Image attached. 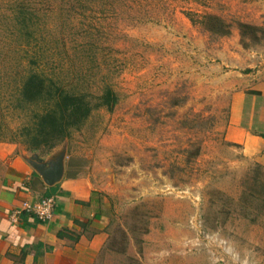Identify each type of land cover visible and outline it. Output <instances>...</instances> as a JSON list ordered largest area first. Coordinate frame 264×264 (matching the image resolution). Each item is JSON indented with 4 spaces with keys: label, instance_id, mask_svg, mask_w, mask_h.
<instances>
[{
    "label": "rangeland",
    "instance_id": "rangeland-1",
    "mask_svg": "<svg viewBox=\"0 0 264 264\" xmlns=\"http://www.w3.org/2000/svg\"><path fill=\"white\" fill-rule=\"evenodd\" d=\"M252 51L264 58L261 0H0V141L64 149L67 176L88 178L106 233L94 264H264V166L232 167L223 139L229 60ZM30 68L117 101L31 150Z\"/></svg>",
    "mask_w": 264,
    "mask_h": 264
},
{
    "label": "crops",
    "instance_id": "crops-1",
    "mask_svg": "<svg viewBox=\"0 0 264 264\" xmlns=\"http://www.w3.org/2000/svg\"><path fill=\"white\" fill-rule=\"evenodd\" d=\"M248 22L261 21L251 17ZM260 56L248 52V61L240 65L232 57L229 60V74L235 80L229 87L223 139L236 168L256 162L264 166V58ZM30 155L16 143L0 141V264H94L106 233L93 209L88 178L67 176L64 162L61 179L49 186L30 163ZM48 192L55 198L51 219L41 221L27 211L12 218L22 203H34Z\"/></svg>",
    "mask_w": 264,
    "mask_h": 264
},
{
    "label": "trees",
    "instance_id": "trees-1",
    "mask_svg": "<svg viewBox=\"0 0 264 264\" xmlns=\"http://www.w3.org/2000/svg\"><path fill=\"white\" fill-rule=\"evenodd\" d=\"M209 17L208 15L203 17L202 22L206 26L211 21L212 27L209 26L211 31L222 34L227 32L222 20L217 17L214 23L215 17L212 16L210 21ZM241 26L245 29H255L245 23ZM20 94L28 103L37 105L29 112V122L23 123L20 127L27 138H30L28 147L31 150L39 146L57 145L69 137L72 130L78 129L94 108L106 106L107 109H112L117 101V96L110 86H106L100 94L93 97L91 93L68 90L53 78L43 75L37 68L35 70L30 68L26 73ZM256 167L259 168L260 164ZM254 179H257V175ZM93 193L95 192L92 191ZM49 195L50 192L45 194Z\"/></svg>",
    "mask_w": 264,
    "mask_h": 264
},
{
    "label": "water",
    "instance_id": "water-1",
    "mask_svg": "<svg viewBox=\"0 0 264 264\" xmlns=\"http://www.w3.org/2000/svg\"><path fill=\"white\" fill-rule=\"evenodd\" d=\"M64 149H61L55 156L49 160H44L37 153H32L29 157L30 163L41 175L44 182L51 186L58 182L63 174Z\"/></svg>",
    "mask_w": 264,
    "mask_h": 264
},
{
    "label": "built area",
    "instance_id": "built-area-1",
    "mask_svg": "<svg viewBox=\"0 0 264 264\" xmlns=\"http://www.w3.org/2000/svg\"><path fill=\"white\" fill-rule=\"evenodd\" d=\"M55 208V198L52 195L43 196L34 203L24 202L21 207L15 209L12 218L15 219L22 211L32 213L37 219L46 221L51 219Z\"/></svg>",
    "mask_w": 264,
    "mask_h": 264
}]
</instances>
